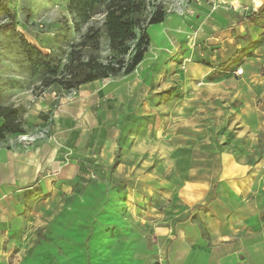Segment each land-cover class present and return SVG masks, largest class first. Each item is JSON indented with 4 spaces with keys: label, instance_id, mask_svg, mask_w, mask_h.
<instances>
[{
    "label": "rangeland",
    "instance_id": "374dc122",
    "mask_svg": "<svg viewBox=\"0 0 264 264\" xmlns=\"http://www.w3.org/2000/svg\"><path fill=\"white\" fill-rule=\"evenodd\" d=\"M143 1L146 21L153 14H162L163 21L146 27L147 52L135 69L64 90L47 85L37 61L23 54L19 34L49 56L60 75L73 46L90 27H100L102 17L80 23L77 30L79 19L69 13V0H0L1 105L19 112L24 130L0 138V182L17 189L19 179L32 178L38 157L44 159L43 177L51 182L60 176L57 167L46 169L45 163L49 150L62 148L64 136L33 134L28 123L32 116L46 119L45 108H57L69 94V156L59 163H69L68 190L57 186L46 193L40 187H26L19 191L20 198L8 204L15 208L19 202L20 208L19 219L9 224L7 264H131L150 258L157 221L161 213L172 211L168 206L176 209L178 187L189 179L210 178V163L216 160L204 151L233 138L193 129V100L206 98L209 91L188 79V65H213L199 52L206 36L199 37L203 3ZM189 3L200 8L195 10ZM182 22L188 26L184 28ZM12 26L16 33L9 29ZM136 35L127 43L130 51L139 38L138 29ZM108 56L103 33L100 57ZM239 61L235 57L233 67ZM114 96L126 106L121 107L124 133L132 134H121L115 123L119 114L109 106Z\"/></svg>",
    "mask_w": 264,
    "mask_h": 264
},
{
    "label": "crops",
    "instance_id": "0c3cea01",
    "mask_svg": "<svg viewBox=\"0 0 264 264\" xmlns=\"http://www.w3.org/2000/svg\"><path fill=\"white\" fill-rule=\"evenodd\" d=\"M188 5L206 9L203 17L207 18L201 17L202 32L198 33L206 36L199 52L213 64L188 65V79L209 91L206 98L193 100V129L233 138L204 151L216 160L210 163L211 177L189 179L178 187L176 209L168 206L172 211L161 213L157 221L150 258L130 263L264 264V14L250 22L241 13L256 12L264 0H216L215 8L206 3L199 8L195 3ZM182 23L184 28L188 26V22ZM235 57L241 61L233 67ZM237 68L242 70L240 76L232 74ZM65 96L57 108H45L46 119L32 116L28 123L33 134L64 136L62 148L49 150L45 163L46 169L57 167L60 176L51 182L43 177L40 168L44 159L38 157L32 178L19 179L17 189H11L10 182H0V264H7L9 256V224L19 219V202L15 208L8 204L20 198L19 191L40 187L50 193L57 186L68 190L69 163L59 165L69 156V94ZM109 103L119 114L115 123L121 134H132L122 128L123 101L114 96ZM134 114L131 110L128 116Z\"/></svg>",
    "mask_w": 264,
    "mask_h": 264
},
{
    "label": "trees",
    "instance_id": "16d2710c",
    "mask_svg": "<svg viewBox=\"0 0 264 264\" xmlns=\"http://www.w3.org/2000/svg\"><path fill=\"white\" fill-rule=\"evenodd\" d=\"M68 10L79 19V22L75 23L77 30L80 23H85L95 16L102 18L100 27H90L80 42L73 46L68 64L64 67L65 71L60 75L58 65L19 34L23 54L30 61L34 59L37 61L43 70L47 85L56 84L64 90L77 89L118 73L132 72L147 52L149 41L146 27L163 21L162 14H153L146 21V4L143 0H69ZM263 14L264 5L244 19L254 22ZM9 29L16 33L14 26ZM137 29L140 35L134 50L130 51L127 43L137 38ZM103 33L107 37L109 50V56L105 59L100 57V38ZM129 54L131 56L126 59ZM1 100L0 93V118L3 120L0 138L5 135L22 134L24 130L19 112L12 107L2 106Z\"/></svg>",
    "mask_w": 264,
    "mask_h": 264
},
{
    "label": "built area",
    "instance_id": "2783aa9c",
    "mask_svg": "<svg viewBox=\"0 0 264 264\" xmlns=\"http://www.w3.org/2000/svg\"><path fill=\"white\" fill-rule=\"evenodd\" d=\"M196 3L197 4H201V3H207V4H210L211 6L214 5L215 3V0H196ZM213 3V4H212ZM234 74H241L242 73V70L241 69H237L235 72H233Z\"/></svg>",
    "mask_w": 264,
    "mask_h": 264
}]
</instances>
